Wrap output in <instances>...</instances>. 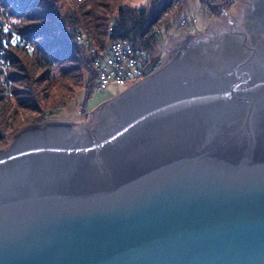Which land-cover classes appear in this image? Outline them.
Segmentation results:
<instances>
[{
  "label": "water",
  "instance_id": "obj_1",
  "mask_svg": "<svg viewBox=\"0 0 264 264\" xmlns=\"http://www.w3.org/2000/svg\"><path fill=\"white\" fill-rule=\"evenodd\" d=\"M0 264H264V0L220 9L94 120L0 147Z\"/></svg>",
  "mask_w": 264,
  "mask_h": 264
},
{
  "label": "trees",
  "instance_id": "obj_2",
  "mask_svg": "<svg viewBox=\"0 0 264 264\" xmlns=\"http://www.w3.org/2000/svg\"><path fill=\"white\" fill-rule=\"evenodd\" d=\"M9 1L16 3L15 0L0 1V23L12 28L33 44V51L30 52L23 51L14 44H9L5 48V55L13 58V68L16 70L13 72V81L19 83L24 79L31 80L32 78L31 81L35 84L45 83L40 89L42 96L39 99L45 100L47 108L62 105L63 100L72 96L75 88L82 84L83 71L87 73L86 93L90 95L93 92L91 85L95 73L92 60L83 45L74 40L73 29L76 28L75 26H82L98 46L103 45L108 38L125 37L135 45L147 49L150 55H154L158 48V40L154 31L161 28L163 30L166 27V25L162 26V21L159 18L170 2V0H162L155 7L156 0H152L153 5L151 4L149 10H146L143 6L137 8L123 5L118 2L119 0H73L75 12L67 15L64 19H59L48 3L44 10L25 12L27 11L26 4L30 0H20L13 9L8 10L6 3ZM40 1L35 0V3L39 5ZM113 6L117 8V14L110 17ZM209 6L210 8L213 6V13H219L223 8L217 2L213 4L209 2ZM38 18L44 19L40 25L19 26L24 19ZM58 22L65 28L60 26L57 30L58 26L55 25H58ZM61 22L65 24H61ZM108 23L112 24V31L107 34ZM54 63H58L61 67L60 77L56 84H51V78L55 76L50 75V68ZM73 70L77 73L72 74ZM39 71L41 72L38 73ZM37 73L38 75L35 77ZM70 79L73 80L72 84L68 82ZM26 88H13V95H23L18 97V104L25 113L23 122L38 120L41 113L39 99L37 101L32 98L33 92L30 85L26 84ZM3 113L4 110L0 108V116Z\"/></svg>",
  "mask_w": 264,
  "mask_h": 264
},
{
  "label": "rangeland",
  "instance_id": "obj_3",
  "mask_svg": "<svg viewBox=\"0 0 264 264\" xmlns=\"http://www.w3.org/2000/svg\"><path fill=\"white\" fill-rule=\"evenodd\" d=\"M0 1L5 2V0ZM15 1L16 3H11V1L6 3L8 10L13 9L15 4H18L20 0ZM161 1L162 0H156L154 6L157 7ZM118 2L123 5L137 8L143 6L146 10H149V8L153 5L152 0H119ZM209 2H212V4L216 2L219 3V5H222L223 7L222 10L225 11L234 2V0H170L168 7L159 18L162 21V26L166 25V27L163 30L162 28L160 29V37L161 39L163 38L162 40H164V44L162 45L158 43V46L162 52L160 54H163L164 52V55L160 65L156 68L161 67L169 59H171L177 51L191 41V37H193V40L201 34L213 31L217 13L212 12L213 6L210 8ZM47 3L51 5L55 15L59 19H64L67 15L75 12L73 0H41L39 5L35 3V0H30V2L26 4L27 11L25 12L44 10ZM115 6H113L110 17L111 15L117 14V8ZM22 17L24 16L22 15ZM43 20L44 19L42 18L24 19L19 26H37L42 24L44 22ZM65 23L61 22V24ZM55 26H58L57 30L60 26L65 28L64 25H60L59 22L58 25ZM6 27L8 26L6 25ZM75 27L82 28L85 32L82 26L78 25ZM9 29L12 30V28ZM164 49L166 51H164ZM22 50L24 51V49ZM7 60L8 63L6 62L4 66H0V108L4 110L3 115L0 116V147L7 145L12 140L16 132L33 123L47 120H57L72 122L76 125L86 124L94 120L98 104L104 99L116 94L115 85H109L104 90H95L91 92L90 95L86 93L85 81L87 79V73L86 71H83L82 84L75 88L72 96L63 100L64 103L62 105L47 108L45 100L39 99L42 96V91L40 89L45 83L35 84L31 81L32 78L31 80L24 79L19 81V83H15L13 81V72L16 70L13 68V58H9L7 55ZM60 68L61 67L58 63H54L50 68V75L55 76L54 78H51V84L57 83V80L60 77ZM40 72L41 71L38 73ZM72 72V74L77 73L75 70ZM38 73L35 74V77ZM72 81L73 80L70 79L68 82L72 84ZM26 84L31 87L33 92L32 98L37 101L39 99L38 104L41 108L39 119L29 122H23V120H25V113L18 104V97L23 95H13V88H26Z\"/></svg>",
  "mask_w": 264,
  "mask_h": 264
},
{
  "label": "built area",
  "instance_id": "obj_4",
  "mask_svg": "<svg viewBox=\"0 0 264 264\" xmlns=\"http://www.w3.org/2000/svg\"><path fill=\"white\" fill-rule=\"evenodd\" d=\"M0 66H4L5 43L11 40L24 41L33 46V44L18 32L9 29L6 25L0 23ZM112 27V26H111ZM161 30L155 29L154 35L158 43L164 44L160 37ZM74 40L83 45L91 57L94 70V79L91 89L104 90L109 85H115V93L133 85L137 79L144 78L160 65L163 58L161 51L155 57L150 55L147 49L135 45L128 38H114L109 40V44L96 45L87 41L83 31L76 27L73 29ZM163 47V46H162ZM164 51H166L164 49ZM160 54V56H159ZM154 61V64H153ZM152 67L147 71V67Z\"/></svg>",
  "mask_w": 264,
  "mask_h": 264
},
{
  "label": "flooded vegetation",
  "instance_id": "obj_5",
  "mask_svg": "<svg viewBox=\"0 0 264 264\" xmlns=\"http://www.w3.org/2000/svg\"><path fill=\"white\" fill-rule=\"evenodd\" d=\"M247 15V13H246ZM230 26L228 27V32L229 34L231 33V39L229 40V42L226 44L227 46H232V47H235L236 45H238L239 43V40L242 39V35L243 33L245 34V32L240 28L241 26L239 25L238 22H233L231 21L230 23ZM249 25L250 24H247V26L244 24V26L249 29ZM252 25V24H251ZM254 25V24H253ZM250 30V29H249ZM248 30V31H249ZM220 34V33H219ZM249 35H250V40L253 39L256 35V33H252V31L250 30L249 32ZM216 37V36H215ZM244 38V36H243ZM242 41V40H241ZM161 51L160 47L158 46L157 48V52L154 54L155 57L158 55V53Z\"/></svg>",
  "mask_w": 264,
  "mask_h": 264
},
{
  "label": "bare ground",
  "instance_id": "obj_6",
  "mask_svg": "<svg viewBox=\"0 0 264 264\" xmlns=\"http://www.w3.org/2000/svg\"><path fill=\"white\" fill-rule=\"evenodd\" d=\"M111 26H112V24H111V23H108L107 28H106L107 34L110 33V32L112 31V27H111ZM80 31H83L82 28H80ZM83 34L85 35L87 41H90V44H95V43L93 42V40L88 36V34H87L86 32L83 31ZM192 38H193V37H191V40H192ZM109 40H110V38H108V39L104 42V44H109ZM9 44H12V45L14 44V45H16V46H18V47H20V48L26 50V51H33V46L30 45L29 43H25L24 41H19V40H11L10 42L5 43V46H4V59H5V61H6L7 63H8V60H7V56L5 55V48H6ZM5 64H6V63H5ZM141 79H143V78H139V79H137L136 82L140 81Z\"/></svg>",
  "mask_w": 264,
  "mask_h": 264
}]
</instances>
